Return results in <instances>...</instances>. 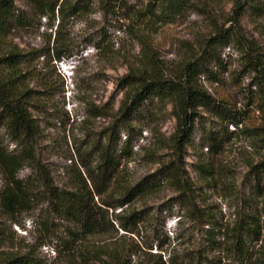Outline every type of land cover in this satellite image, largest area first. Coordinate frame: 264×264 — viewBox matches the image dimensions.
<instances>
[{
    "label": "rangeland",
    "instance_id": "rangeland-1",
    "mask_svg": "<svg viewBox=\"0 0 264 264\" xmlns=\"http://www.w3.org/2000/svg\"><path fill=\"white\" fill-rule=\"evenodd\" d=\"M63 2V15L55 13L53 20L47 16L35 18L30 26L17 29L10 36V43L29 57L23 65L30 73L29 86L41 91L37 106L31 109L41 129L35 147L40 170L24 165L17 173L19 178L36 181L46 174L54 184L66 186L73 163L78 166L84 158L95 165L96 156L88 153L107 140L119 116L121 100L129 90L124 77L132 66L144 63V52L156 58L165 75L175 77L186 61L204 60L202 50L206 43L211 39L218 41L216 55L221 63L206 61L208 72L198 76V84L216 100L241 113L240 128L264 127V106L259 108L264 97L253 84L257 73L246 66L243 52V47L250 45L264 66V0H258L261 10L257 13L246 9L239 16L235 14V0ZM23 5L22 0H17V6ZM74 7H78L76 13ZM58 23L61 50L70 56L55 61L47 50L54 44ZM227 34L234 35L235 40L223 44ZM198 111L190 140L180 153L183 176L192 186L190 192L196 207L220 222L232 221L249 201H254L251 167L264 160V141L236 131L212 156L203 143L204 136L225 122L205 108ZM127 124L132 130L121 126L115 127L114 133L119 146L127 133L131 134V155L121 159L124 183L138 181L179 155L171 146L176 120L168 101L148 99ZM0 145L15 154L19 149L1 124ZM199 163H212V178H206L196 168ZM259 180L262 188L256 200L264 213V171ZM4 182L5 175L0 170V189ZM176 196L175 188L165 183L149 197L131 202L127 209L144 210L146 214L138 226L139 235H124L119 230L116 237L91 236L84 243L93 249L120 243L128 247L132 239L140 242L131 254L132 264H145L149 251L158 253L163 260L173 257L176 264H208L196 258L198 251L205 248L207 225L185 215ZM46 205L43 198H36L31 209L13 216L6 215L0 207V230L5 233L0 251H31L40 264H76L68 262V253L61 249L57 239L63 235L64 222L52 218L46 225L40 223ZM161 230L170 241L160 248L157 232ZM148 245H152L151 250L146 248Z\"/></svg>",
    "mask_w": 264,
    "mask_h": 264
},
{
    "label": "trees",
    "instance_id": "trees-1",
    "mask_svg": "<svg viewBox=\"0 0 264 264\" xmlns=\"http://www.w3.org/2000/svg\"><path fill=\"white\" fill-rule=\"evenodd\" d=\"M24 5L17 6V0H0V124L5 127L10 139L19 147L17 153L8 152L0 145V170L5 175V182L0 189V207L8 216H13L23 210L33 207L36 198H43L46 208L43 211L42 225L57 218L64 222L63 235L57 236L61 249L68 253V262L76 264H132L130 257L134 248H139L140 242L120 243L113 246H95L85 244L91 236L116 237L119 230L122 234L139 235V224L145 219L144 210L127 209L135 199H143L154 194L165 183L170 184L178 192L175 197L177 204L185 215L196 221H203L205 229V248L198 251L196 258L208 264H264V213L256 196L261 194L260 176L264 171V160L251 167L253 178L254 201H249L247 207L234 220L220 222L214 215L196 207L195 197L191 195L192 186L183 176L184 168L180 164V153L190 140L191 133L199 116V108H205L225 122L219 129L209 130L204 136V145L208 152L217 155L223 144L241 131L250 136H259L264 141V127H241L243 118L240 112L231 109L223 101H218L206 92L197 82L199 75L208 72L206 61L213 60L220 64L216 55L218 41H207L203 47V58L189 60L177 72L175 77L167 76L159 70L156 58L144 52L145 61L140 66L130 68L124 77L129 86L125 97L118 107L113 129L107 140L95 145L90 153L96 156L95 165L80 159L78 166L73 163L66 186L54 184L46 174L38 176L36 181L19 178L17 173L29 165L34 170H40L36 160V143L40 136V124L31 113L40 98L39 90L29 86V71L23 65L29 57L10 43V36L17 29L28 27L35 18L47 16L50 20L55 13L63 15L64 0H22ZM73 13L78 11L74 7ZM236 15L250 9L257 13L261 10L258 0H235ZM59 21V20H58ZM53 46L47 53L55 61L69 57L62 51L61 35L55 25ZM228 35V34H227ZM223 44L235 40L234 35H224ZM222 42V40H220ZM145 50V44L140 39ZM243 44L242 42H239ZM244 45H242L243 47ZM246 66L256 71L253 84L264 97V66L252 48L243 47ZM259 78V79H258ZM258 79V80H257ZM157 98L171 104L172 114L176 120V130L171 136L172 147L177 158L163 163L156 171L144 176L134 183H124L121 180V159L131 155V134L127 133L121 146L114 138L115 127H127L130 117L136 109L148 99ZM260 103V102H259ZM264 106V99L259 108ZM233 129L229 131L228 127ZM196 168L212 178L214 168L212 163L196 164ZM45 171V170H44ZM42 169V173H44ZM35 182V183H34ZM117 209H120L116 211ZM181 216L177 220H179ZM121 236H124L122 235ZM160 237L159 247L168 243L170 237L165 231L157 232ZM0 230V245L5 238ZM148 250L152 245L146 246ZM54 250L59 249L54 246ZM211 253V256L207 254ZM145 264H176L173 257L163 260L158 253H147ZM191 264L190 262H188ZM199 263V262H198ZM0 264H40L31 251L11 252L0 251Z\"/></svg>",
    "mask_w": 264,
    "mask_h": 264
}]
</instances>
